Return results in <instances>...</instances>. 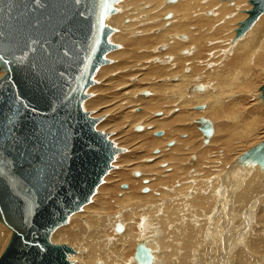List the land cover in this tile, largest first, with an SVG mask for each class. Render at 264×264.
<instances>
[{
    "label": "bare ground",
    "instance_id": "bare-ground-1",
    "mask_svg": "<svg viewBox=\"0 0 264 264\" xmlns=\"http://www.w3.org/2000/svg\"><path fill=\"white\" fill-rule=\"evenodd\" d=\"M201 1L176 0L171 4L167 3V0H113L111 3L114 12L106 16L105 20H107V26L114 29L112 42L117 47L119 45L121 49L116 48L107 52L104 55V59H108L112 63L104 64L105 66L102 67L99 66L94 74L99 76L102 82L100 84V90L103 94L101 97L103 108L100 109L103 110L102 113L106 114L110 112V117H112V113L117 108L118 111L122 109L128 110L117 118L120 119V122L114 124L111 128L101 123L96 128H105L107 131L113 132V134H118L119 138L124 137L127 140L132 129H134L135 133H141L147 130L148 135L162 132L163 136H158L159 138L152 139L148 142L146 149H153L146 151L145 155L136 158L134 156L133 158L126 157V160L124 159L120 162L121 167L119 170L113 169L106 176L108 178L113 177L114 179L117 177L118 184L134 181L129 184L130 187L127 190H125L127 186L123 187L121 191L119 190L118 195H115L113 188L111 191H105L106 194L103 200L109 205H112V203L115 206L119 205L121 209L122 206L129 205L128 217L130 218L129 220L133 219V222L127 223L125 219L123 220L121 217L123 212L121 210L118 214L119 216H115V222L111 219L114 222V225L112 223V232L117 236H111L109 240H106L105 234V237H103V231L107 227L106 223L109 222L106 221L107 219L105 220L106 215H103L106 210L97 212L88 210L84 212L82 217L77 216L68 224H75L76 228L82 234L81 238L88 239L82 248L84 254L78 255L75 253V256L79 259L78 264H81L82 261L84 264H136L133 255L135 246L139 242H143L150 249L151 255L153 256L151 264H195L193 249L196 245L204 243L206 236H209L210 241L214 243L217 256H221L218 258V264H264V227L257 229L258 227L253 226L252 230L246 236L233 234L232 225L226 219L227 215L218 214L224 210L227 202L235 201L233 199L234 197L228 199L217 197L215 185L209 186L202 182L205 179L204 172L203 176H198L194 183L191 182L192 175L199 174L196 170L197 166H193L195 160L209 159L206 152L208 148L199 150L202 146L203 135L202 133L200 134L198 129V132L194 129L195 126L192 123L197 118H209L211 121L209 119L207 120L213 126V133L209 140L211 141L214 135L217 137V124L213 122V119L215 116L216 118L218 116L220 118L221 116L220 104L224 100L223 96H225L224 87L228 86L229 88L232 85L230 74L224 73L219 77L220 75L211 73L210 70L205 71L207 64L216 62L218 54H224L222 52L226 49L222 45H213L214 41L211 42V40L220 39L217 41H220L226 46L236 38L237 40H242L241 46H238L239 49L241 48L243 50L242 54H237V51L230 63H235L236 61L246 66L248 63L245 55L246 42H249V40L250 42L253 41L251 39L254 37L253 48L259 46V30L261 26H264V13L251 25L249 28L251 36L247 38L245 32L237 36L236 31L240 27V23L247 18L248 11L252 9V0H248L249 3L242 7L234 6V0H227L226 2L231 1V8L227 9L225 8V3H219L221 6L217 7V11L220 9V12H214L213 10L212 6L217 2L216 0H205V4H202ZM230 11H233L234 14L231 13L228 15L233 14L234 16L225 18L222 25L217 24L216 27L211 28L212 24L228 16L224 14L230 13ZM196 13L198 15L192 17ZM204 13L205 16L209 17H205L203 15ZM216 13L218 17L214 18ZM167 14L170 15L169 20L165 19ZM122 18H127L130 23L124 25V27L117 31ZM151 21L158 22L150 25ZM189 24L194 29L192 32L188 30ZM139 25H142V27ZM164 25L166 29L163 32L159 31ZM210 30H212V33H209ZM133 31L139 32L140 35L131 40L130 36L134 35ZM154 31H157V33H154ZM185 36L186 39H183ZM178 40L186 43H180ZM208 44H211V47H208ZM157 45L161 46L156 48ZM190 45L193 47L190 48ZM126 46H130L132 51L124 49ZM153 48L154 50H152ZM205 48L208 52L214 53L211 54V60L209 62L205 61L200 65L198 62ZM151 50H158L159 52L156 51L154 54H150ZM185 50L189 51L188 54L190 56L188 55V57L190 58H182L178 55V52L181 54ZM160 51L163 52L160 53ZM154 60H158V62ZM185 61H187V65H184ZM160 64L167 65L160 66ZM137 65H139L137 67L138 71L133 73L132 70ZM184 67H186V74L182 73ZM254 69L257 72L259 71L258 73L264 72V60L261 59L260 64L255 66ZM116 74L118 75L116 76ZM261 74L264 75V73ZM135 75L138 77L139 84L137 82L136 85L126 88L129 79H135ZM247 76L255 77L251 72ZM152 81H154V84L147 85L144 89L139 86L142 82L143 84H148ZM160 81L163 82L160 84L157 83ZM206 82L210 83L207 90L205 86ZM194 85H200L202 89H192ZM124 89L128 90L123 91ZM141 91H146L148 95L141 96ZM137 93V98H133ZM150 94V98L143 99L149 97ZM255 96L258 100H262L261 92L256 93ZM201 105L204 106L203 109L192 112V109L194 111V107ZM141 110L142 112H140ZM169 112L173 116L167 117L166 115ZM152 113H155L153 116L159 119L153 120L151 118ZM156 113H160V115H156ZM249 115L248 118L246 116L236 118L237 122L234 125V134L222 136V145L226 148L224 151L228 152L232 150L233 155L229 156L230 154L225 152L224 155L217 157L220 159V165L222 164L224 166L231 160H234L236 156L239 158L241 155L240 152L245 149V145H249L248 140L234 141L233 136H238L237 133L239 131L242 133L246 131V138H250L252 141L259 140L261 135L264 137V131H261L262 127L260 123L259 126L261 129H258L257 125L253 126L256 116ZM114 117L112 122L115 120ZM137 126L142 127V130L136 131L135 127ZM222 130L226 131V128L223 127ZM121 134L122 136H120ZM180 136L184 139H180ZM132 137L139 138L140 136L133 135ZM131 142H127V144H130L128 147L130 149L128 151L129 153L138 154L139 152H144L143 144L137 145L136 142ZM170 142H173V145L168 146ZM207 144L203 143L204 146ZM238 149L240 150L238 151ZM150 151L152 153H149ZM257 155L258 152L255 156ZM192 157L194 159L193 161L191 160ZM140 159L145 160L144 162L146 164L144 163V166H141ZM186 160L187 165L183 166L182 163ZM131 161L132 163L130 164ZM158 165H161V167H158ZM126 168H128L127 172L121 171L123 169L125 171ZM129 171L131 174L141 171L142 175L135 173V177L133 178H137L138 180H134L130 178ZM190 171H193V174H188L190 177L187 181L188 183H176L173 188L162 187L169 180H182V174H187ZM219 175L220 173H218L217 177ZM153 176L156 177L151 178ZM256 176L258 177L257 173L249 180L244 181L236 190L238 193L235 192V195L238 196L239 193L246 194ZM113 178L111 179L113 180ZM147 180L151 181L145 186L143 181ZM224 180L225 177L221 179L222 183ZM217 184L221 188L220 184ZM257 185L253 186L252 189L257 188ZM143 187H149V189L147 188L148 191L144 193L142 191L143 189H141L140 192V188ZM250 192L247 193L249 196L251 195ZM100 193L98 194L99 196ZM171 195H174V197L168 201ZM142 199L144 200L143 203H145L144 206H141L143 203H140ZM180 200H182L181 206H179ZM257 205H259V210L262 205L264 206V202H260ZM180 207H182L183 211H181ZM261 212V215L258 214V216L261 219L260 222H264V208ZM149 213L152 214L149 215ZM73 215L75 213L68 218L71 219ZM81 219L85 221L82 222ZM117 223L122 226L121 232L115 230ZM63 228H60V231ZM9 233L8 230H5V232L0 230V249L2 250L0 251V256L6 248H4V245L7 243ZM193 234L196 235V245L191 246L190 240ZM137 235L138 240L135 241L134 238L136 239ZM251 236L255 237L248 248V240ZM93 238L100 239L101 242L97 243L93 241ZM133 240L136 242L133 245L134 247L131 244ZM55 241L59 243L57 239ZM128 247L133 250V253H131L132 256L129 259H126L123 254H126V250H130ZM248 252L251 254L255 252L257 254L255 258L257 260L246 262ZM67 260L74 262L75 258L71 254H68Z\"/></svg>",
    "mask_w": 264,
    "mask_h": 264
},
{
    "label": "water",
    "instance_id": "water-1",
    "mask_svg": "<svg viewBox=\"0 0 264 264\" xmlns=\"http://www.w3.org/2000/svg\"><path fill=\"white\" fill-rule=\"evenodd\" d=\"M112 1L0 0V223L12 232L0 264H69L73 249L50 236L90 202L115 155L124 152L96 129L103 118L82 108L95 70L117 48L104 25ZM251 4L237 36L264 13V0ZM260 91L264 101V84ZM192 125L207 144L212 124L201 117ZM256 151L264 154V140ZM133 259L151 264L153 256L139 242Z\"/></svg>",
    "mask_w": 264,
    "mask_h": 264
},
{
    "label": "rangeland",
    "instance_id": "rangeland-1",
    "mask_svg": "<svg viewBox=\"0 0 264 264\" xmlns=\"http://www.w3.org/2000/svg\"><path fill=\"white\" fill-rule=\"evenodd\" d=\"M216 1L217 2L212 6L214 12H220V9L217 11V9H218L217 7H220L222 3H225V8H227V9L231 8V6H232V5H230V4H232L231 1H228V2H226L227 0H216ZM201 2H202V4L206 3L205 0H202ZM233 2L235 3V4H233L234 6H241V7L245 6V4L249 3L248 0H234ZM219 3H221V4H219ZM231 13H233V11H230V13H225L224 15H228ZM233 14L225 16L224 18L220 19L219 22H217V23L212 24V22H211V24H212L211 28L216 27L217 24L222 25L223 20L227 17L234 16ZM197 15L198 14L196 13L195 15H192V17H195ZM203 15L205 16V13ZM205 17H209V16H205ZM216 17H218L217 13L215 14L214 18H216ZM142 19H144V18H142ZM166 20H169V19H166ZM123 22H124V24H123ZM157 22L158 21H151L150 25H154ZM129 23H130V21L127 20V18H122V21L120 23V27L117 28V31L120 28L124 27V25H128ZM104 25L107 26V20H104ZM165 25H166V22H165ZM165 25L159 31L163 32L166 29ZM169 25H170V23H169ZM169 25H167V26H169ZM139 26L142 27V25H139ZM190 26H191V24H189L188 30L190 32H192L194 29H192ZM111 30H112V33L108 37V42L111 45H114V43L112 42V38L114 35V33H113L114 29H111ZM117 31H116V33H117ZM154 33H157V31H154ZM159 33H161V32H159ZM209 33H212V30H210ZM139 35H140L139 32H134V35H131L130 39L131 40L135 39ZM245 35L247 36V38H248V36L249 37L251 36L250 35V29H248L245 32ZM218 38H220V36H218ZM259 38H260V44L257 48H253V46H252L253 42H254V37L251 39L253 41L250 42V40H249L250 43L246 42L245 55H246V59L248 60V63L246 64V66L242 65L236 61H235V63H230V61L232 60L233 56L236 54L237 51H238L237 54H242L243 50L241 48L240 49L238 48V46H241L242 40H237V38H236L233 40L232 43H230L227 46L223 45L220 41H217L220 39H216V40L212 39L211 40V42L214 41L213 45H222L226 49L223 50V52H222L224 54H218V58H217L216 62H214L215 64L213 62H210L207 64V66L205 67V71L210 70L211 73L220 75L219 77H221L224 73H228V74H230V76L232 78V85L229 88H228V86H225L226 88L224 87V90H225L224 95L225 96H223L224 100L220 104L221 105V109H220L221 116H220V118H218L219 116L217 118L215 116L213 119L214 120L213 122L215 124H217V137L214 135L213 138H211V141L209 140V143L206 146H204L203 142H202V146L199 150H201L202 148H208L206 152H207V156L209 157V159L208 160L207 159H196L195 160V164L193 166L194 167L197 166L196 170L199 174L196 175V174H193V171H190L187 174H182V180H179V179L169 180L165 185L162 186L163 188L164 187L173 188V187H175L176 183H179V184H182L184 182L188 183L187 181L190 179L188 174H190V173L193 174L192 175L193 178H192L191 182L194 183L198 176L199 177L203 176V172H204L205 179H203L202 182H204L205 184H207L209 186L215 185L217 197L218 196H219V198L222 197V199L223 198L228 199V198L234 197L233 199L235 201L227 202V204L224 207V210L221 211L218 215H227L226 219L232 225V233L233 234H241L242 236H246L252 230L253 226L258 227L257 229L264 227V222H260L261 219L258 216V214L261 215L260 213H262L261 210L264 208V206L262 205V207L258 210L259 205H257L260 202H264V161H263L264 154L256 151V147L258 146V144H260L263 141L264 137H263V135H261V137H259L260 138L259 140L256 139L257 141H252L250 138H246L247 137L246 131L243 133L239 131L237 133L238 136H236V135L233 136L234 141H241V140H248L249 141V145L248 146L245 145V149L243 148L244 150L242 152H240L241 153L240 157L237 158V156H236L234 160H231L229 163L225 164L224 166H222V164L220 165V159H218L217 157L224 155V153L226 152V151H224V150H226V148L222 145V140H223L222 136L234 134V125L237 122L236 118H241V117H245V116L248 118L249 114H250L249 116H253V117L256 116L255 117V123L253 124V126L257 125L258 129L261 126L262 127V129L260 128L261 131H264V126H263L264 125V101L258 100L255 96L256 93L261 92L260 87L264 84V75L261 73H264V72L260 71L261 73H258L259 71L257 72V70L254 69L255 66L260 64L261 59L264 60V26L260 27ZM183 39H186V36ZM178 41L180 43H183V44L186 43V42H182L180 40H178ZM158 46H161V45H157L156 48H159ZM189 47L192 48L193 46L190 45ZM208 47H211V44H208ZM119 48L120 47L118 45L117 49H119ZM124 49H126L128 51H132L130 46H126V47H124ZM152 50H154V48ZM152 50H151L150 54H154V52H156V51L159 52L158 50H155V51H152ZM162 52L160 51V53H162ZM188 53H189V51L185 50V51H183V53H181L182 55L180 54V52H178V55L182 58H190V57H188V55H189ZM213 53L214 52H208L207 49L205 48L203 50V55H202V57L198 63L201 65L202 62H205V61L209 62L211 60L210 56ZM105 60L108 61L107 64L112 63L108 59H105ZM154 61L158 62V60H154ZM156 62H154V63H156ZM154 63H152V64H154ZM107 64H105V65H107ZM187 64H188L187 61H185L184 65H187ZM105 65H102V66H105ZM161 65H167V64H160V66ZM137 67H139V65H137L135 68H133V70H132L133 73H136L138 71ZM207 67H208V69H207ZM213 68H215V69H213ZM185 69H186V67H184L182 69L183 74H186ZM245 72L246 73L248 72L247 75H249L251 72V74L255 75V77L247 76ZM3 74H4V72H0V78L2 77ZM117 75L118 74H116V76ZM219 77H217V78H219ZM134 78L135 79H132V78L129 79V83H128L126 88H130L131 86H134L137 84V82H138L137 78L138 77L135 75ZM203 78H205V77H203ZM92 79L95 82V84L86 90L85 93L89 94L90 97L83 101L82 108L84 111L89 112L90 116L92 118H103V120L100 123L106 127L111 128V126L120 122V119H117V118H119L120 115L122 113H125L128 109H122V110L118 111V108H117L112 113V117H110V112L106 113V114L102 113L103 110H100L101 108H103L102 107L103 105L101 104V97L103 94H102V91L100 90L101 89L100 84L102 82H101V79L99 78V76H96L95 74L93 75ZM162 82L163 81H160L157 83L160 84ZM138 84H139V82H138ZM150 84H154V81H152L151 83H148V84H146V83L143 84V82H142V83H140L139 86H141V88L144 89L147 85H150ZM209 85H210V83L206 82V85H205L206 90H207V87H209ZM126 90H128V89H124L123 91H126ZM140 90H142V89H140ZM227 92H230V93L227 94ZM137 95H138V93L135 94L133 96V98H137ZM150 97H151V94L149 97L143 98V99L146 100ZM110 103H112V102H110ZM247 110H248V113H247ZM140 112H142V110ZM192 112H197V111H195V110L193 111V109H192ZM153 114H155V113H152V115H151V118L153 120L159 119V118H155L153 116ZM254 114H256V115H254ZM166 116L170 117L173 115L169 112ZM113 117L115 119L114 122H112ZM207 119H209V118H207ZM259 123H260V126H259ZM99 124H97V126ZM223 127L226 128V131L222 130ZM96 129L98 131H102L105 134H108L109 140H112V142L115 144L116 147L122 148L124 150V152L122 154L115 155V160L112 163L113 168L111 170H113V169L119 170V168L121 167L120 162H122L126 157L133 158V156H134V158H136V157H140V156L145 155L146 151L153 149V148L146 149L148 142L152 139L159 138V137H155L153 134L148 135L147 130H145L141 133H135L134 129H132L130 135L128 136L129 139L127 140L126 138L124 139V137L119 138L118 134L114 133L115 134L114 135L113 132H109L105 128L102 129L99 127V129L98 128H96ZM194 129L198 132L197 128L194 127ZM220 129H221V131H220ZM132 134L140 136V137L139 138H135V137L131 138V136H133ZM200 134H201V132H200ZM120 136H122V134ZM179 138L184 139L181 136ZM132 139H134V141H132ZM173 139H175V138H173ZM130 140L134 143L136 142L137 145L143 144L145 153L144 152H139L138 154L129 153L128 151L130 149L128 147L130 144L129 143L127 144V142H131ZM239 150L240 149H238V151ZM235 151L237 152V150H235ZM153 152H154V150H153ZM257 152H258V155L255 156L257 154ZM149 153H152V151H150ZM226 153H229L230 154L229 156L233 155L232 150L228 151ZM259 157H260V159L257 160V158H259ZM187 160L182 163L183 166L187 165ZM238 160H241V161L238 162ZM139 161L141 163V166H144L146 164L144 162L145 160H143V159H140ZM124 162H123V164H124ZM221 162H222V159H221ZM131 163H132V161L130 162V164ZM147 164H149V163H147ZM118 165H119V167H118ZM158 167H161V165H158ZM192 167H190V168H192ZM121 171L127 172L128 168H126L125 171H124V169ZM135 173H139L140 175H142L141 171H138ZM135 173L133 172L131 174V172H130L129 176H130V178H132L134 180H138L137 178H133V177H135L134 176ZM218 173H220V175L217 177ZM256 173L258 174V177L256 176V178L254 179V181L250 185V189L247 192V193H249L251 191L250 192L251 195L249 196L247 193L246 194L239 193V195L236 196L235 192L239 188V186H241L244 181L249 180ZM143 175H145V174H143ZM106 176H108V174ZM106 176L103 178V182L101 183V185L98 186L96 193L91 197L89 204L84 206L80 212L75 213V215H73L71 217V219L68 218L69 220L67 219L66 224L64 226L60 227V228L64 227L62 229V231H60V228H59L56 231H54L50 236V242L51 243H53V244L56 243L55 240L57 239L60 244H65V245H67L73 249L74 253H70V254L72 255V257L75 258V261L69 262V264H78L79 259L75 256V253L78 255L84 254V252L82 251L83 250L82 248L86 244V242L88 241V239H86V238H81L82 234L80 233L79 229L76 228L75 224L68 225L70 222H72L75 219V217H77V216L82 217L84 212H86L88 210L92 211V212L106 210L105 214H103V215H106L105 220L107 219L106 221H109L106 223L107 227H105L106 229L103 231L104 232L103 237L106 236L105 237L106 240H109L111 238V236H117L112 231H113V225L115 222V220H114L115 216L116 215L119 216L118 214L121 212V210L123 212L122 216H121L122 219L123 220L125 219V221L127 223H129L131 221L133 222V219L129 220L130 218L128 217V206L129 205H124V206H122V209H121V207L119 205H118L119 207L115 206L113 203H112V205H109V204H106V202H104L103 200H104L105 194L108 190L111 191L114 189L115 195H118L119 190L121 191V189H123L122 185L127 186V188L125 189V190H127L130 187L129 184L133 183L134 181H130L128 183L118 184L117 183L118 182L117 177L114 176L117 179L116 180L113 177L108 178ZM155 177L156 176H153L151 178H155ZM223 177H225V180L222 183L221 179ZM111 178H113V180ZM217 178H219L218 181H217ZM104 181H105V184H104ZM150 181L147 180L146 183L143 181V184L146 186V184L148 185V183ZM214 182H215V184H214ZM109 183H110V185H109ZM111 183H114V184H111ZM217 183L220 184L221 188L218 187ZM255 185H257V188L252 189V187ZM177 186H178V184H177ZM144 188L149 189V187H143V188H140V192H141V189H144ZM137 191L139 192V190H137ZM99 193H100L101 197L98 195ZM139 193H137V194L139 195ZM169 193H170V191H169ZM236 193H238V192H236ZM97 196L100 198H98ZM181 196H183V195H181ZM172 197H174V195H171L169 197L168 201H170L172 199ZM180 198H182V197H180ZM176 200H178V199H176ZM176 200H174V201H176ZM143 201L144 200L142 199L140 203H143ZM181 201L182 200L179 201V206H181ZM144 204L145 203H143L141 206H144ZM118 208H120V209L117 210ZM180 209H181V211H183L182 207H180ZM125 211H126V213H125ZM198 212L200 213V211H198ZM199 213H198V215H199ZM151 214L152 213H149V215H151ZM248 215H249V217H248ZM127 218H128V220H127ZM111 219H113L114 222ZM81 221L83 222L85 220L81 219ZM112 223H113V225H112ZM91 227H92V221H91ZM0 230L4 231V232H5V230H8L10 232L9 237H7L8 239L6 241L8 243L10 240L12 232L9 229H7L4 225H2L1 223H0ZM104 234H105V236H104ZM254 234H255V232H254ZM195 236L196 235H194V234L192 235V238L190 240L191 246L196 245L195 244ZM254 237L255 236H251L249 238L248 248H249V244L253 242ZM134 240L135 241L138 240V235L136 236V239L134 238ZM134 240L131 243L132 246L136 244V242ZM93 241H95L97 243L101 242V240L97 239V238H93ZM192 242H193V244H192ZM7 243L4 245V248L6 247ZM59 243H56V244H59ZM132 246L130 245L131 248H132ZM131 248H129L130 250H126L125 253L127 254V252H128L127 255L123 254L126 259H129L132 256L131 253H133V250ZM0 251H2V250L0 249ZM256 255L257 254H255V252H252V254L248 252L246 262H251V261L257 260L255 258ZM193 257L195 258V262H194L195 264H218V258L221 256H219V257L217 256V250L215 248L214 243H212L210 241L209 236H206L204 243H200L194 247ZM81 264H84V262L82 261Z\"/></svg>",
    "mask_w": 264,
    "mask_h": 264
}]
</instances>
